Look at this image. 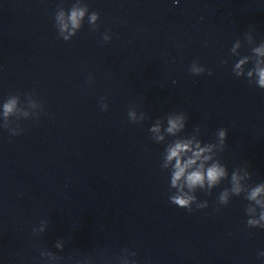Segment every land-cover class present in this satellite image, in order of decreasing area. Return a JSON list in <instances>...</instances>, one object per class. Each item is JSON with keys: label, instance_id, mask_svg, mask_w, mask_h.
Returning <instances> with one entry per match:
<instances>
[{"label": "clouds", "instance_id": "obj_1", "mask_svg": "<svg viewBox=\"0 0 264 264\" xmlns=\"http://www.w3.org/2000/svg\"><path fill=\"white\" fill-rule=\"evenodd\" d=\"M86 15L91 30L96 31L98 28L97 21L100 19L99 13L95 11L89 13L86 3H74L67 12L64 9L58 11L54 18L58 38L65 42L71 41L82 28ZM253 32L254 29L250 28L244 36L250 37ZM110 40L111 36L106 32L103 35V42L107 43ZM239 47V42H237L231 48V54L235 55L236 49ZM222 63L227 64L228 61L223 60ZM250 64L251 67H248ZM189 71L193 75H201L205 71H208V75H212V72L206 70L198 61L191 64ZM232 72L235 77L244 78L250 86H255L264 91V43L252 48L251 54L239 55V59L232 66ZM91 79L92 77L89 76V80ZM32 95L33 93H29V96ZM19 99V96L12 95L0 105V118L3 120L0 123V129L9 128L10 117L28 119L29 112L18 107ZM105 99L102 97L100 100L102 111L108 109V104L104 103ZM31 107L40 108V112L34 115V120L39 119L42 114H46L43 104L38 105L36 100L31 102ZM127 116L133 124H141L146 119L145 113H141L138 117L133 110H129ZM164 120H166V127L163 130L164 134H161ZM187 121L188 117L183 111H173L168 113L163 120L158 119L148 129L155 143L166 145L160 168L169 173V202L178 208L186 209L190 213L193 211L194 205L197 210L206 209L209 207L208 201H200L197 197V191H203L211 196L212 190L217 188L222 181L227 180L230 186L219 192L218 206L213 211L219 212V206L229 205L232 197L243 196V199L248 202L244 207L247 216L246 228L264 229V181L249 186L248 182L252 180V172L247 163L229 173L227 166L214 158V149L217 145H219L220 151H225L228 130L219 128L215 134V142L205 143L197 138V135L201 134L199 126L193 130L196 133L194 135H180L184 132ZM24 132L25 128L23 127L19 130L10 129L9 136L18 137ZM165 134L168 137H174V139L166 141ZM47 223L46 220L42 221L38 231L44 232ZM258 259L260 264H264V250L258 252Z\"/></svg>", "mask_w": 264, "mask_h": 264}]
</instances>
